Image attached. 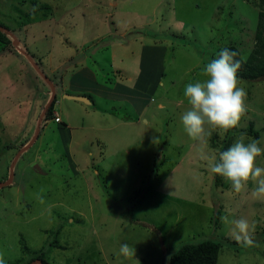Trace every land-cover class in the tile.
Returning <instances> with one entry per match:
<instances>
[{
	"label": "rangeland",
	"instance_id": "1",
	"mask_svg": "<svg viewBox=\"0 0 264 264\" xmlns=\"http://www.w3.org/2000/svg\"><path fill=\"white\" fill-rule=\"evenodd\" d=\"M256 2L0 0L10 38L0 42V184L13 172L0 186V264H166L211 237L226 241L218 264H264V199L251 180L237 193L208 169L226 139L264 147V77H238L247 93L238 127L206 125L200 141L180 119L184 86L207 79L203 67L224 46L255 54ZM118 81L139 95L102 93ZM81 91L103 96L69 99ZM226 215L248 220L251 244L235 241ZM125 242L135 256L119 255Z\"/></svg>",
	"mask_w": 264,
	"mask_h": 264
},
{
	"label": "clouds",
	"instance_id": "2",
	"mask_svg": "<svg viewBox=\"0 0 264 264\" xmlns=\"http://www.w3.org/2000/svg\"><path fill=\"white\" fill-rule=\"evenodd\" d=\"M238 53L223 48L218 58L210 60L202 69L205 80L189 82L184 86L183 96L190 108L181 116L184 131L194 140L202 141L206 125L227 132L239 126L240 118L246 110L247 93L239 86ZM153 138V143H158ZM264 155V147L259 140L246 142L241 135L218 156L208 159V169L212 174H219L231 183L232 189L239 193L246 189L251 180L254 184L252 195L264 199V167L259 166L257 158ZM222 221L232 226V235L237 243L251 244L252 226L246 218L231 219L223 216ZM119 255L124 258L135 256V250L129 243H122Z\"/></svg>",
	"mask_w": 264,
	"mask_h": 264
},
{
	"label": "trees",
	"instance_id": "3",
	"mask_svg": "<svg viewBox=\"0 0 264 264\" xmlns=\"http://www.w3.org/2000/svg\"><path fill=\"white\" fill-rule=\"evenodd\" d=\"M256 4L260 8V23L257 27L256 48L254 52L257 56L254 54L249 60H245L237 46L227 45L223 47L234 50L238 53L236 59L240 61V68L237 75L239 78L250 80H258L264 77V0H258ZM43 7L46 11L48 10V13L50 12L51 6L49 4H46ZM35 14L36 12L34 11L28 13L27 19L33 18ZM7 29H9L8 25L0 20V42H10V38L6 32ZM56 101L57 98H54L48 106L49 109L47 114L49 116L52 113ZM223 145L222 150L224 151L230 147V140L226 139ZM220 215L221 209L217 211L216 214L215 222L217 225H219L220 222ZM219 238H222V236ZM225 242V240H215L213 237L199 240L198 242H187L168 253L166 264H218L219 256ZM41 261L42 264H49L44 259H41ZM29 264H31V262Z\"/></svg>",
	"mask_w": 264,
	"mask_h": 264
},
{
	"label": "crops",
	"instance_id": "4",
	"mask_svg": "<svg viewBox=\"0 0 264 264\" xmlns=\"http://www.w3.org/2000/svg\"><path fill=\"white\" fill-rule=\"evenodd\" d=\"M154 47V46H153ZM159 47H157V49H158ZM86 69H87V67H85ZM84 68V69H85ZM89 70H91L90 68L88 69V71ZM93 72V74L94 73H96L95 71H92L91 70V73ZM82 75V74H81ZM131 76V75H130ZM130 76H128V78H127V80L128 81H132V78L130 77ZM123 82H125V81H123ZM122 81L120 82V81H118L115 85H105V86H101L100 88H103V92L102 93H105V90H107V92H108V94L110 95V94H112L114 91H115V89H118V88H120V87H122V91L123 92H127L128 91V93H133L135 96L138 94L139 95V90L138 89H136V88H133V87H130V86H126V82L125 83H123ZM108 84V83H107ZM82 88V87H81ZM86 88V87H85ZM125 88V89H124ZM87 90H90V89H87ZM126 90V91H125ZM72 94H73V96H78V94H80L82 97H83V95H86V94H84V92L83 91H81V92H78V93H74V92H71ZM127 93V94H128ZM88 96V99H89V101L90 102H85V101H82V100H79V99H74V98H69V99H72V100H76V101H79V102H82V103H86V104H96L97 102H98V99L97 98H100V97H102L103 95L101 94L100 96H98L97 98H95V97H93V95H87ZM121 97V96H120ZM122 98L123 99H125V101H131V97H129V96H127L126 94H124L123 96H122ZM133 98V97H132Z\"/></svg>",
	"mask_w": 264,
	"mask_h": 264
},
{
	"label": "water",
	"instance_id": "5",
	"mask_svg": "<svg viewBox=\"0 0 264 264\" xmlns=\"http://www.w3.org/2000/svg\"><path fill=\"white\" fill-rule=\"evenodd\" d=\"M68 96H70V95H68ZM73 98H74V99H80V100L85 101V102H90L89 99H88L87 97H76V96H73ZM52 99H53V98H52ZM48 106H49V104L46 106V109L44 110V112H43V114H42V117H43V115L45 114V112H46ZM40 122H41V119H40L39 124H38L39 126H38V130H37V134H36V135H38V133H39ZM36 138H37V137L35 136V139H36ZM12 181H13V172H11V175H10L9 180H8L7 182L1 183L0 186H4V185H6V184H10ZM38 262H39L40 264H42V261H41V260H38Z\"/></svg>",
	"mask_w": 264,
	"mask_h": 264
},
{
	"label": "built area",
	"instance_id": "6",
	"mask_svg": "<svg viewBox=\"0 0 264 264\" xmlns=\"http://www.w3.org/2000/svg\"><path fill=\"white\" fill-rule=\"evenodd\" d=\"M55 120L58 121V122H60L61 121V117L60 116H57Z\"/></svg>",
	"mask_w": 264,
	"mask_h": 264
},
{
	"label": "bare ground",
	"instance_id": "7",
	"mask_svg": "<svg viewBox=\"0 0 264 264\" xmlns=\"http://www.w3.org/2000/svg\"><path fill=\"white\" fill-rule=\"evenodd\" d=\"M76 97H79V96H76ZM81 97V96H80ZM69 98H73V95H70ZM80 100V99H79Z\"/></svg>",
	"mask_w": 264,
	"mask_h": 264
}]
</instances>
